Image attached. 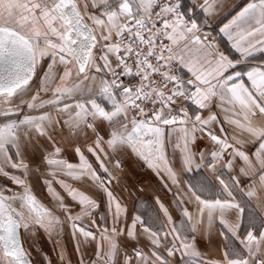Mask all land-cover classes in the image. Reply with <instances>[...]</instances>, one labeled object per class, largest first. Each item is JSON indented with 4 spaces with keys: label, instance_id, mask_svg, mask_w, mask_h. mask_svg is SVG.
Returning a JSON list of instances; mask_svg holds the SVG:
<instances>
[{
    "label": "snow or ice",
    "instance_id": "snow-or-ice-1",
    "mask_svg": "<svg viewBox=\"0 0 264 264\" xmlns=\"http://www.w3.org/2000/svg\"><path fill=\"white\" fill-rule=\"evenodd\" d=\"M224 7L0 0V264H264V0L214 34ZM123 156L172 193L151 219L115 192Z\"/></svg>",
    "mask_w": 264,
    "mask_h": 264
},
{
    "label": "crops",
    "instance_id": "crops-1",
    "mask_svg": "<svg viewBox=\"0 0 264 264\" xmlns=\"http://www.w3.org/2000/svg\"><path fill=\"white\" fill-rule=\"evenodd\" d=\"M249 0H224L226 7L217 10L216 17L213 21L214 34L218 33V28L227 24L232 17L238 12L242 7L246 6ZM192 0H184L185 7L191 6ZM229 10H232L229 12ZM221 47L225 50L226 54H232L233 50L230 47L229 42L226 38L220 36ZM250 63H264V58L260 54H255L254 58L251 59ZM189 107H193L189 104ZM219 112V109H215ZM221 119H223V113L220 114ZM219 128V125L216 126ZM225 128L228 129V135H231L232 129L229 125L225 124ZM201 146L207 145L209 142L207 139L200 142ZM171 152V148H169ZM123 168L122 170H117L116 174L120 178V183L115 184L114 188L116 194L122 199L124 204L127 206L130 214L143 213L146 219H151L155 217L158 208L156 204L157 197L163 202L167 203L171 197L172 193L167 192L162 188L163 181L158 177L152 170L148 169L143 165L141 161H138L135 156H123L121 157ZM237 170L239 167L243 166V162L240 160L236 161ZM227 177V173L225 174ZM247 179V178H245ZM9 182L6 179L0 178V185L8 186ZM32 184L36 195L45 203L50 204V198L47 196L45 186L37 181L35 177L32 179ZM74 187H79V185H74ZM214 191V190H213ZM63 194V193H62ZM174 206V205H173ZM191 210V209H190ZM180 227V225H177ZM185 235H191L187 226L183 229ZM215 232L211 233L214 237ZM198 240V247L202 252L208 254L215 253V245L210 242V235L208 233L201 234L196 233ZM31 244L33 245L37 252L41 255L43 253H48L49 255L55 257L56 249L51 240H49L46 234L41 233L37 237L30 239L26 243V247ZM74 242L72 241L68 229H65L63 238L61 239V245L67 247L68 251L71 252L73 249ZM35 256L36 253H33ZM73 262L75 264V257H73Z\"/></svg>",
    "mask_w": 264,
    "mask_h": 264
},
{
    "label": "rangeland",
    "instance_id": "rangeland-1",
    "mask_svg": "<svg viewBox=\"0 0 264 264\" xmlns=\"http://www.w3.org/2000/svg\"><path fill=\"white\" fill-rule=\"evenodd\" d=\"M14 206H16V205H14ZM18 207V206H17ZM19 210V209H18Z\"/></svg>",
    "mask_w": 264,
    "mask_h": 264
}]
</instances>
